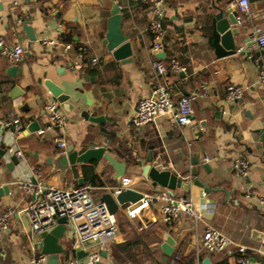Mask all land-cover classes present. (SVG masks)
<instances>
[{
    "label": "crops",
    "instance_id": "crops-1",
    "mask_svg": "<svg viewBox=\"0 0 264 264\" xmlns=\"http://www.w3.org/2000/svg\"><path fill=\"white\" fill-rule=\"evenodd\" d=\"M118 1L123 13L122 28L134 51L132 60L127 62L116 60L103 42L111 16L110 0H0V36L10 48L18 42L25 47L18 64L12 63L0 49V120L11 122L0 127V148H19L24 153L22 163L12 168L9 156L0 152V186H10V194L0 196V215L9 212V226L0 230V264H31V256L41 253L37 246L40 233L31 229L25 212L34 199L33 193L19 188L16 180L34 182L39 171V180L47 186L91 183L96 186L99 200L120 182L113 177L114 169L105 159L74 164L64 176L54 172L48 160L62 152L56 145V133L40 136L37 130L24 132L34 120L40 127L47 122L44 104L51 98L44 84L47 78L64 87L75 105L68 113L67 152L105 146L127 162L125 175L135 177V190H169L143 173L152 145L154 160L162 157L163 164L183 180L182 187H177L173 194L192 199L203 216L198 220L183 215L179 221L168 224L163 220L161 202H154L136 218L126 215L131 203L122 205L116 215L118 238L121 236L123 241L116 239L107 250L99 242L94 243V248L101 253L106 251L107 255L102 253L101 261L92 264H204L206 258L210 264H239L236 245L215 253L199 249L207 225L226 232L238 244L250 246L247 257L251 263L264 264V241L256 236V232H264V154L259 140L260 129L264 130V83L254 60L259 55L264 58V49L237 50L257 25L264 27V0H250L252 15L238 25L236 52L221 58L211 42V18L216 5L233 6L232 1L236 0H165L164 48L160 52L152 47L149 8L140 0ZM26 19L32 20L36 40H30L23 29ZM67 32L73 41L64 40ZM44 38L54 43L46 44ZM75 42L87 46L85 61H79ZM66 43L72 47L66 49ZM161 52H165L164 58L157 56ZM93 57L100 62L92 63ZM158 59L165 64L163 74L156 71ZM173 59L185 70L174 68ZM11 66L17 67L15 76L9 72ZM157 81L171 87L175 102L182 95L207 87V93L193 103L190 124H179L169 114H161L140 129L134 127L132 116L138 101ZM232 82L243 85L245 95L236 102H227L225 90ZM15 85L24 93L12 98L8 94ZM84 110L103 119H87L82 115ZM15 118L26 120L19 133L12 123ZM194 153L199 154L198 176L192 174ZM205 157L210 160L204 161ZM236 157L249 161L248 176H240L233 168ZM205 162L209 170L203 166ZM197 180L203 183L198 184ZM202 202H214L216 206L207 210ZM123 215L129 223H121ZM147 231L155 236L149 244L152 255L142 244L132 247L131 252L117 247ZM167 234L176 244L165 261L160 245ZM62 243L66 250L58 254L59 264H65L70 257L88 261V254L77 256L79 246L68 235Z\"/></svg>",
    "mask_w": 264,
    "mask_h": 264
},
{
    "label": "built area",
    "instance_id": "built-area-1",
    "mask_svg": "<svg viewBox=\"0 0 264 264\" xmlns=\"http://www.w3.org/2000/svg\"><path fill=\"white\" fill-rule=\"evenodd\" d=\"M146 4L151 13L148 26L149 32L152 34V47L155 52L163 50V39L165 35L164 17H165V0H140ZM238 10L237 20L239 24H243L247 18L251 17L250 0L232 1ZM46 44H53L54 41L44 38ZM71 43H66L65 48L70 49ZM264 49V27L257 25L250 33L249 39L243 45L237 48L238 51L244 49L250 51L252 48ZM0 49L12 63L18 64L24 54L25 47L18 42L10 48L5 44L4 39L0 36ZM79 61H85L88 57V48L85 44L78 47ZM92 63L100 62L98 57H93ZM259 78L264 83V58L262 56L254 57ZM172 65L178 70H185V67L172 60ZM157 73L163 74L166 70L165 64L161 59L155 61ZM207 93V87L203 86L199 90H193L188 94L182 95L175 102L171 87L161 81H157L151 86L150 92L142 97L137 104V108L132 116V123L135 128H142L148 123L156 120L158 115L169 114L179 124H190L194 113L193 103ZM245 95V87L237 83H229L225 90V100L227 102H236ZM44 108L48 114L47 122L39 127L37 133L42 136L48 132H55V141L58 148L67 152L66 129L69 122V114L59 107V102L54 98H48L44 104ZM11 122L0 120L1 126H8ZM15 131L19 133L22 125L19 118H15L12 122ZM9 152L24 159V153L19 148L10 147ZM209 157H205L204 161H209ZM233 168L242 177L249 174L250 163L244 157H236L233 159ZM40 172L35 174L36 181L16 180L19 188L32 192L34 199L25 208L28 215L31 229L37 233L52 230L59 223V218L67 217L66 235L74 241V245L87 250L88 261L70 257L65 264H92L100 262L102 259L101 250L94 248V243H100L104 250L110 248V244L119 236V222L116 213L110 212L105 202L96 197V186L91 183L75 184L68 187L47 186L39 180ZM136 179L134 176H123L121 181L110 187L111 192L116 195L126 189H135L133 187ZM154 202H161V213L163 220L168 224H174L179 221L183 215H190L200 220L203 218L201 212L196 208L194 201L186 196H177L167 189H160L155 192H145L143 196L136 202L131 203L126 208V215L129 218H136L141 212ZM207 210H214L216 203L202 202L201 204ZM9 226V212L0 215V230H6ZM236 245L239 258V264H252L247 257L250 246L236 243L233 238L221 229L207 225L199 246L200 250L209 253L223 252L229 246ZM31 264H48V255L38 253L31 256Z\"/></svg>",
    "mask_w": 264,
    "mask_h": 264
},
{
    "label": "water",
    "instance_id": "water-1",
    "mask_svg": "<svg viewBox=\"0 0 264 264\" xmlns=\"http://www.w3.org/2000/svg\"><path fill=\"white\" fill-rule=\"evenodd\" d=\"M112 2L111 16L108 19V29L106 36L103 40L104 44L107 46L108 50L112 52L114 58L121 62H127L133 58V46L132 42L129 40L128 36L124 33L123 24V13L118 0H110ZM229 3H223L216 5V12L211 18V42L215 50V54L218 58L225 57L236 52L237 44L235 41V35L238 33V10L235 5L229 6ZM32 20L26 19L23 21V29L26 31L30 40H36L37 36L33 26L31 25ZM158 57H165V52L157 54ZM9 72L15 76L17 72L16 66H11ZM80 73L85 79H89V75L86 72L80 70ZM93 79V78H92ZM44 84L47 87L52 98L59 102V107L65 112L70 113L75 105L71 102V95L65 91L64 87L57 84L53 80L47 78L44 80ZM24 91L20 89L18 85H15L13 90L8 94L12 98H17L19 95L23 94ZM82 115L92 121H100L103 116H91L88 111L84 110ZM40 127L37 120H34L28 129L24 132L29 133L30 131H36ZM260 142L263 148L264 154V130L260 129ZM152 145H150L149 154L146 157L147 164L143 165V173L145 176H149L153 181L157 182L160 186L166 187L171 193L177 187H182V178L174 171L171 170L170 166L163 164L162 157L158 158L157 161L154 160ZM2 155L7 154L10 158L9 166L13 168L14 165L22 163V158L18 157L15 152H9L4 148H0ZM105 159L106 162L112 166L114 169L113 177L121 181L122 177L127 172V162L115 154L114 152L108 150L105 146H94L85 149L82 152L78 150H73L70 152H58L56 155L49 158L48 162L53 165V171H59L62 176L72 168L74 164L101 161ZM199 164V154L194 153L192 157V174L198 176ZM206 169H210L207 162L203 163ZM197 183H203L197 180ZM210 190L209 187H206ZM4 194H10V186L4 184L0 186V196ZM143 196V193L135 189H126L118 194L114 195L112 192L103 193L101 196V201L105 202L108 206L110 212L117 213L122 205L127 203H133L138 201ZM67 217L62 216L59 218V223L50 231L40 233V242L37 246L40 247L41 252L48 255V264H59V253L64 252L65 246L62 243L63 237L66 235ZM257 238L264 241V232H256ZM118 242L123 241L120 236L117 238ZM175 239L167 234L165 236V241L160 245V248L164 252L163 260H168L175 250ZM76 253L79 258L88 254L82 248H76ZM104 256L107 255L106 251L102 252ZM204 264H210L209 258H206Z\"/></svg>",
    "mask_w": 264,
    "mask_h": 264
},
{
    "label": "trees",
    "instance_id": "trees-1",
    "mask_svg": "<svg viewBox=\"0 0 264 264\" xmlns=\"http://www.w3.org/2000/svg\"><path fill=\"white\" fill-rule=\"evenodd\" d=\"M144 6L148 7L146 4H144ZM64 40L65 41H73V37L69 32H67L64 35ZM75 43L77 44V42H75ZM76 47H78V44L76 45ZM20 122H21L22 130H23L25 128L26 120L20 118ZM145 240H147V242ZM154 240H155V236L151 232L147 231L143 234L138 235L134 240L128 241V242L123 243V244H119V245H117V247L124 248L125 250L130 251V249L132 247H136V246L142 244L146 247L147 254L152 255L151 250L149 249V244L154 242ZM134 254L136 255L137 253L134 252ZM221 264H226V263L223 262Z\"/></svg>",
    "mask_w": 264,
    "mask_h": 264
},
{
    "label": "rangeland",
    "instance_id": "rangeland-1",
    "mask_svg": "<svg viewBox=\"0 0 264 264\" xmlns=\"http://www.w3.org/2000/svg\"><path fill=\"white\" fill-rule=\"evenodd\" d=\"M120 220H121V223H122L123 221L128 222V220L126 219V216H125V215H123L122 218H121ZM128 223H129V222H128ZM130 258H132V255H130Z\"/></svg>",
    "mask_w": 264,
    "mask_h": 264
}]
</instances>
